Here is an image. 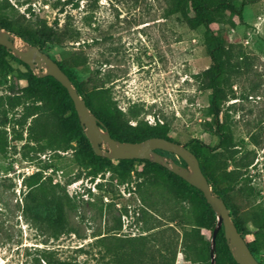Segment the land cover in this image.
<instances>
[{"label": "rangeland", "instance_id": "obj_1", "mask_svg": "<svg viewBox=\"0 0 264 264\" xmlns=\"http://www.w3.org/2000/svg\"><path fill=\"white\" fill-rule=\"evenodd\" d=\"M8 1L14 10L5 20L17 47L38 43L35 24L45 21L54 27L62 34L61 44L45 45L44 53L62 64L83 92L90 90L87 78L92 74L109 80L106 86L129 125L166 123L168 139L194 150L204 161L211 159L216 170H232L235 160L250 164L240 168L241 185L249 201L235 196L239 207L235 212L244 240H255V221L264 210V0H247L241 20H230L225 11L222 19L211 24L221 39L218 51L224 63L219 83L220 120L229 127L235 144L228 152L212 149L218 136L207 114L209 77L214 72L211 41L202 26L183 22L176 0H76L77 7H63V0ZM36 74V69L24 66L13 53L0 51V96L28 86ZM20 112V107L9 111L7 117L0 112L7 142V148L0 151V264L91 261L92 255L102 250L100 245L96 247L98 238L118 243L167 228V233L177 238L178 254L182 251L178 237L186 227V210L179 202L160 199L155 209L146 211L133 189L137 175L149 171L144 163L135 162L128 177L119 174L122 164L109 159L103 174L90 180L71 151L41 153L23 147L27 127L15 123ZM59 112L64 123L74 117L62 95ZM82 132L88 141L83 128ZM20 136L21 140L15 139ZM3 139L0 132L1 145ZM102 148L107 150L105 144ZM157 153L183 166L177 156ZM39 170L46 189L44 196L36 191L35 197L29 195L23 179ZM77 175L79 180L67 184ZM52 190L61 197L65 191L71 199L72 207H65L71 232H53L49 225L56 212L42 197ZM255 258L264 264V249Z\"/></svg>", "mask_w": 264, "mask_h": 264}, {"label": "trees", "instance_id": "obj_2", "mask_svg": "<svg viewBox=\"0 0 264 264\" xmlns=\"http://www.w3.org/2000/svg\"><path fill=\"white\" fill-rule=\"evenodd\" d=\"M246 2L247 0H176V9L181 14L183 22L191 27L202 26L207 38L211 41L209 54L213 61L214 72L209 77L211 95L207 114L213 120V126L218 136V143L212 149H219L220 152L231 151L235 144L229 127L220 120L222 90L219 83L222 80L224 63L218 51L221 39L214 34L211 24L215 19H222V13L225 11L228 12L230 20L235 17L241 20L242 7ZM70 5L77 7L76 0L62 1L63 7ZM13 10L14 8L8 0H0V28L9 32H12V28L5 19ZM231 23L235 25V22L231 21ZM56 24L57 22H55ZM34 34L35 38L38 39V43L34 44V46L43 53L45 45L61 44L62 34L56 31L54 27L47 26L45 21L35 24ZM70 39L77 42L75 36H71ZM0 51L9 54V51L1 45ZM56 63L69 77L87 108L98 119L103 128L108 131L111 138L119 142H141L151 137L168 139L166 137L168 132L166 123L160 124L157 121L153 126H150L146 122L139 121L135 126H131L126 120H123V114L113 101L110 88L106 86L109 80H103L97 74H92L87 78L90 90L83 92L84 90L81 89L80 85L73 81L68 70L62 64ZM23 65L27 67L26 64L23 63ZM210 71L208 70L207 73H210ZM51 88L59 90L62 97L64 96L71 105L74 117L69 119L67 123L63 122L59 112L61 95ZM19 107L21 112L15 123L22 129L27 127V136L23 147L27 146L41 153L45 151L68 153L71 151L77 156H75V160L83 163L84 168L87 170L85 174L87 178L94 180L103 174L104 165L110 160L96 156L93 153L83 135L82 127L67 91L54 78L50 76H32L28 86L18 92H13L11 95L0 96V112L6 117L9 111ZM29 119L31 121L28 124ZM4 125L6 123H0V132L4 135V144H0V151H4L7 148L6 128L1 130V126ZM15 139L21 140L22 136ZM81 148L83 149L82 152L80 151ZM188 150L197 157L200 169L207 179L212 192L223 200L234 225L243 237L242 229L236 220L235 211L239 207L235 202V199H237L235 196L239 195L242 200L249 201L248 195L241 185L243 175L240 173V168L250 164L234 161V156L232 155L230 156V159L234 161L232 170L228 171L227 168L216 170L217 168L213 166L211 159L207 158L204 161L200 159L194 150ZM181 161L182 165L186 166L184 161ZM117 162L123 165V170L119 173L122 176L127 175L130 177L135 162L144 163L149 168L147 173L142 171L137 175L136 179L139 180L134 181L135 186H133L138 197L145 204L146 211L155 209L160 199H164L165 202H168V200L179 202L183 209L186 210L183 212L186 227L183 228L178 237L182 251L178 254L179 243L177 238L175 239L171 234H168L167 228L150 234H142L118 243L103 242L105 237H101L96 239L95 243L96 247L100 245L102 250L93 254L91 261L63 260L59 261L58 264H175L176 262L179 264L184 262L211 264L210 240L216 225V215L206 203L202 193L168 169L149 160L128 159L117 160ZM215 171L219 172L216 173ZM42 173L43 171L39 170L23 179V185L30 189L28 191L29 195L33 193L36 197L37 191V193L44 196L46 188L44 187V182H40L43 178ZM79 179L80 175H77L74 180H69L67 184ZM32 189L35 192H31ZM64 197H61L54 190L46 197H42V199H46L48 206L52 207L56 212V218L48 221L53 232L58 230L71 232V228L65 221V207L71 208L72 203L65 191ZM255 227V240L252 243L246 242L254 258L259 250L264 249V210L258 215ZM154 228H147L143 233L152 231ZM214 256L215 264H237L228 249L222 228L219 229L215 239Z\"/></svg>", "mask_w": 264, "mask_h": 264}, {"label": "water", "instance_id": "obj_3", "mask_svg": "<svg viewBox=\"0 0 264 264\" xmlns=\"http://www.w3.org/2000/svg\"><path fill=\"white\" fill-rule=\"evenodd\" d=\"M0 45L13 53L31 69H36L38 77L50 76L65 88L73 103L79 123L84 129V134L96 156L112 160L152 161L168 169L202 193L206 203L216 215V225L210 240L209 253L211 264H215V239L221 228L223 229L228 249L237 264H260L250 252L244 238L238 232L225 203L212 192L207 179L200 169L197 157L190 150L184 145L161 137H151L141 142H119L114 140L87 108L69 77L47 54L41 52L36 46L18 48L14 37L2 28H0ZM103 144L107 146V150L102 148ZM158 150L177 156L184 161L186 166L184 167L174 161L166 160L157 153Z\"/></svg>", "mask_w": 264, "mask_h": 264}, {"label": "bare ground", "instance_id": "obj_4", "mask_svg": "<svg viewBox=\"0 0 264 264\" xmlns=\"http://www.w3.org/2000/svg\"><path fill=\"white\" fill-rule=\"evenodd\" d=\"M15 44H16V46H19V45H18V42H16Z\"/></svg>", "mask_w": 264, "mask_h": 264}, {"label": "built area", "instance_id": "obj_5", "mask_svg": "<svg viewBox=\"0 0 264 264\" xmlns=\"http://www.w3.org/2000/svg\"><path fill=\"white\" fill-rule=\"evenodd\" d=\"M160 122V120H158Z\"/></svg>", "mask_w": 264, "mask_h": 264}]
</instances>
